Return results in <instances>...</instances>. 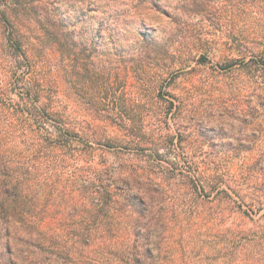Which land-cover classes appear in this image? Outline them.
<instances>
[{
  "label": "trees",
  "instance_id": "trees-1",
  "mask_svg": "<svg viewBox=\"0 0 264 264\" xmlns=\"http://www.w3.org/2000/svg\"><path fill=\"white\" fill-rule=\"evenodd\" d=\"M23 3L27 0H0V20L12 47L0 79V264H167L162 258L167 246L180 229L185 231L187 219L201 220L207 214L213 203L209 198L230 174V189L239 192L234 190L235 197L223 189L219 214L249 218L259 232L251 236L247 228L222 226L227 235L224 257L230 264H264V217L253 218L264 209V187L253 186L261 184L259 176L264 178V156L233 173L241 151L208 153L202 143L190 140L195 133L205 136L203 130H190L195 118L203 119L208 112L195 101L196 75L186 68H154L161 53L187 57L186 44L193 36L177 34L168 41L146 36L137 43L135 63L123 69L117 63L124 57L118 50L120 36L104 35L110 26L104 24L107 28L100 27L89 40L77 32L79 22L71 28V13L59 18L44 8L36 12L45 30L36 45L23 30L28 24L15 15ZM182 3L184 15L203 18L234 10L239 3L256 10L257 37L245 35L239 41L231 33L223 45L231 51L238 48L244 63L264 61V0ZM25 11L31 13V8L25 6ZM45 43L54 48L56 64L40 49ZM144 55L146 82L156 95L145 109L140 95ZM182 73L187 79L175 86L176 75ZM62 81L91 121L65 104ZM128 89L141 97L128 98ZM172 114L176 136L164 128ZM88 128H122L120 142L143 151L146 147L148 154L139 161L143 165L114 174L107 157L114 146L110 130ZM176 140L180 153L170 160L169 146ZM250 151L256 150H242ZM55 197L59 202L54 212ZM236 205L240 212H232ZM52 218L60 223L53 234ZM65 221L71 225L64 228ZM127 241L130 251L113 259L110 255Z\"/></svg>",
  "mask_w": 264,
  "mask_h": 264
},
{
  "label": "rangeland",
  "instance_id": "rangeland-1",
  "mask_svg": "<svg viewBox=\"0 0 264 264\" xmlns=\"http://www.w3.org/2000/svg\"><path fill=\"white\" fill-rule=\"evenodd\" d=\"M23 7H17L15 15L21 16L28 24V28H23L26 34L30 35L32 42L36 45L41 33L45 32L38 25V15L36 12L48 8L52 15L59 18L66 17L71 13L74 20L71 28L92 40L97 30L104 26H110L111 29H105V36H120L122 46L118 48L122 51L124 57H118V64L124 69V65L131 67L138 52V42L144 41L146 36H154L157 40L168 41L172 37L179 35H192L187 46V57H181L179 53H169L167 56L159 54V61H156L155 67L161 65L180 70L186 68L185 72L193 73L197 78V92L195 93L196 104L200 107L205 106L208 112L203 115L204 118L194 116L195 120L190 132L203 130L204 137L195 133L190 140L196 143H202L208 153L221 152L226 154H235L241 151L234 161L235 167L232 172L235 173L242 164H252L255 158L264 156V95H261V88H264V61L261 58H255V62L247 64L240 57V51L229 50L223 44L226 42L225 36L234 34L237 39H243L253 35L257 37L258 21L256 20V10L246 9L242 3H239L234 10H228L226 13L205 14L202 16H190L182 13V0H27ZM25 6L31 8V13L25 11ZM39 10V11H38ZM23 14V15H22ZM6 24L0 20V79L4 76V64L10 60L12 47L6 39ZM187 32V33H186ZM202 37L207 42L202 45L196 39ZM145 42V41H144ZM206 48V49H203ZM53 64H56L55 50L49 44L45 43L41 47ZM212 50V51H211ZM155 58V57H152ZM49 61V59H48ZM152 61V60H151ZM125 63V64H124ZM148 60L144 55V87L141 86L140 95L144 96L145 103L148 99L156 97L155 90L147 85L146 66ZM131 77V76H130ZM185 73L176 75V84H184L187 79ZM132 78V77H131ZM176 88V87H175ZM61 98L74 113L82 115V118L91 121V116L87 115L83 106L76 102V96L71 95L65 82H61ZM128 89V98L141 97L132 94ZM261 109V111H260ZM129 110V109H128ZM263 110V111H262ZM176 116L170 115L168 125L164 128L171 134L177 135L178 125L174 121ZM94 131H103L109 129L113 137L114 146L107 155L110 170L119 175L123 171L132 172V168L142 166L139 162L148 154L146 147L143 150L137 149L130 143H122L118 140L123 134L122 128H88ZM175 144H171L170 160H175L180 150ZM253 148L255 152H242ZM213 149V150H212ZM241 158V159H240ZM116 175V176H117ZM260 185H253L258 188L264 187V178L259 176ZM231 174L225 176L221 187L215 190L209 200L213 202L208 207L207 214L201 220L191 219L184 223L185 231L180 229L178 236L167 246L162 258H165L167 264H230L224 257L225 242L227 235L222 232L225 224L233 228L244 227L251 231V236L258 231V225L249 218H243L238 214L222 216L221 205L218 202L225 197L223 189L228 190L236 197L238 189H230ZM239 192V191H238ZM237 199V198H236ZM54 204L51 207L54 212L58 209L59 198L55 197ZM232 209V212H240L239 205ZM264 208V206H263ZM223 214V213H222ZM218 216V218H217ZM231 216V217H230ZM264 217V209L254 216L255 220ZM55 217V214H54ZM59 221L52 218L49 221L51 234L59 227ZM71 225L70 221L61 223ZM259 225H263L259 221ZM127 241L117 249L118 253L110 255H123V250H129L131 243ZM117 249L115 252H117ZM111 258V257H110Z\"/></svg>",
  "mask_w": 264,
  "mask_h": 264
}]
</instances>
